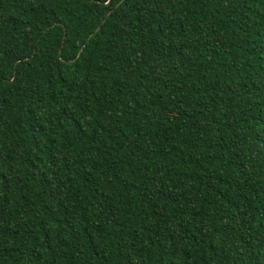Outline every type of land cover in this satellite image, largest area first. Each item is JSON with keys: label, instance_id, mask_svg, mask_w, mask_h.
Segmentation results:
<instances>
[{"label": "trees", "instance_id": "trees-1", "mask_svg": "<svg viewBox=\"0 0 264 264\" xmlns=\"http://www.w3.org/2000/svg\"><path fill=\"white\" fill-rule=\"evenodd\" d=\"M0 264H264V0H0Z\"/></svg>", "mask_w": 264, "mask_h": 264}, {"label": "water", "instance_id": "water-1", "mask_svg": "<svg viewBox=\"0 0 264 264\" xmlns=\"http://www.w3.org/2000/svg\"><path fill=\"white\" fill-rule=\"evenodd\" d=\"M120 4V3H119ZM119 4H117L116 6H118ZM98 29H96V31H97Z\"/></svg>", "mask_w": 264, "mask_h": 264}]
</instances>
